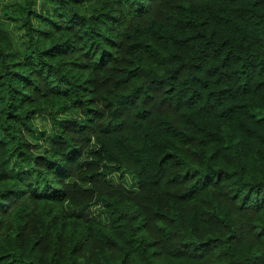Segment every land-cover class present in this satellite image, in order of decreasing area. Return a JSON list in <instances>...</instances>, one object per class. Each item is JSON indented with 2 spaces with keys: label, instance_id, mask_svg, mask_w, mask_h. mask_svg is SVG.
<instances>
[{
  "label": "trees",
  "instance_id": "1",
  "mask_svg": "<svg viewBox=\"0 0 264 264\" xmlns=\"http://www.w3.org/2000/svg\"><path fill=\"white\" fill-rule=\"evenodd\" d=\"M36 1L23 50L0 23V264H264V0Z\"/></svg>",
  "mask_w": 264,
  "mask_h": 264
},
{
  "label": "rangeland",
  "instance_id": "2",
  "mask_svg": "<svg viewBox=\"0 0 264 264\" xmlns=\"http://www.w3.org/2000/svg\"><path fill=\"white\" fill-rule=\"evenodd\" d=\"M20 0H0V23L9 32L11 39L13 40L15 46L23 50L25 44V37L23 30L20 27L19 22L13 20L16 15L12 9V6ZM50 5L45 3L44 0H37L35 4V9L38 12L48 11ZM35 24L37 23L34 20ZM80 113L76 108H71L70 106L64 105L61 101L56 103L51 115L47 113L41 114L35 120V123L40 128L41 133H36L33 136L34 151L36 153H42L44 150L52 149L49 143L50 132L54 128H59L61 122L69 118H79ZM92 147H95L93 144ZM8 169L11 171H16L18 164L15 163L14 159L7 160ZM110 181L113 184H118L126 187L128 190H135L136 184L133 176L128 172H116L110 175ZM89 214L101 215L100 207L98 205H93L88 210Z\"/></svg>",
  "mask_w": 264,
  "mask_h": 264
}]
</instances>
